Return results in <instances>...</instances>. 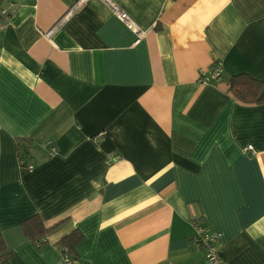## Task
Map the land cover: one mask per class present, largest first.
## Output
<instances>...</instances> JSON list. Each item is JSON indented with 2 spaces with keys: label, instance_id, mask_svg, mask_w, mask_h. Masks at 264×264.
<instances>
[{
  "label": "crops",
  "instance_id": "0c3cea01",
  "mask_svg": "<svg viewBox=\"0 0 264 264\" xmlns=\"http://www.w3.org/2000/svg\"><path fill=\"white\" fill-rule=\"evenodd\" d=\"M77 1L0 0L14 10L0 19L7 264H63L74 231L79 264H205L195 224L219 234L220 264H264V104L228 85L264 84V0H110L139 39L101 0ZM216 62L221 81L202 84ZM34 215L59 224L40 247L20 228Z\"/></svg>",
  "mask_w": 264,
  "mask_h": 264
},
{
  "label": "trees",
  "instance_id": "16d2710c",
  "mask_svg": "<svg viewBox=\"0 0 264 264\" xmlns=\"http://www.w3.org/2000/svg\"><path fill=\"white\" fill-rule=\"evenodd\" d=\"M229 91L235 99L244 104H264V84L254 80L245 74L236 75L230 78L228 83ZM30 147V142L27 140H19L17 142V157L18 160L30 161L26 152ZM59 224L46 228L43 225L41 218L34 215L21 222L20 228L25 237H27L36 247H40L46 243V236L52 232ZM82 235L74 231L71 234L61 238L56 247L66 249L69 254L76 257L75 247L81 241ZM9 253L2 239L0 238V264H7Z\"/></svg>",
  "mask_w": 264,
  "mask_h": 264
},
{
  "label": "built area",
  "instance_id": "2783aa9c",
  "mask_svg": "<svg viewBox=\"0 0 264 264\" xmlns=\"http://www.w3.org/2000/svg\"><path fill=\"white\" fill-rule=\"evenodd\" d=\"M89 0H78L76 3V7L82 6L87 3ZM104 4L109 6L111 12L121 21L126 27L133 31L134 34L139 39L142 36V32L138 28L134 26V24L130 21L129 17L126 13L119 10L117 6L112 4L110 0H101ZM13 9H2L0 8V19H8L11 14H13ZM51 32H48L45 36L48 38ZM223 75V67L220 62H216L212 64L207 72H201L200 74V82L202 84H216L221 81ZM46 147H48L49 152L51 154L56 153V148L52 144V142H46ZM245 153L253 154V149L251 147H246L243 149ZM119 159L118 155L111 154L109 156V160L111 162ZM20 165L25 168L27 171L33 170V165L30 161L19 160ZM194 235L191 238V245L200 249L204 253L205 264H220V260L216 253V246L219 239V234L216 232L209 231L203 225L195 224L193 227ZM63 264H79L77 257L72 256L67 252L66 249H59Z\"/></svg>",
  "mask_w": 264,
  "mask_h": 264
}]
</instances>
